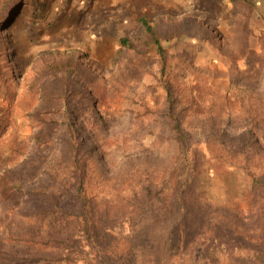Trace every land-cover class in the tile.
<instances>
[{"label": "rangeland", "instance_id": "1", "mask_svg": "<svg viewBox=\"0 0 264 264\" xmlns=\"http://www.w3.org/2000/svg\"><path fill=\"white\" fill-rule=\"evenodd\" d=\"M0 264H264V0L0 2Z\"/></svg>", "mask_w": 264, "mask_h": 264}, {"label": "trees", "instance_id": "2", "mask_svg": "<svg viewBox=\"0 0 264 264\" xmlns=\"http://www.w3.org/2000/svg\"><path fill=\"white\" fill-rule=\"evenodd\" d=\"M2 1H5V0H0V2H2ZM140 22L145 27L146 31L153 37L154 43H155L159 53H161V55L163 56V46H162L158 36L156 35L154 30L152 29V27L149 25L147 20L144 18H142L140 20ZM121 45L124 47L129 46L128 40L126 38H122L121 39ZM10 54H11V52H10ZM172 129H173V132L175 134L176 140L179 142L180 145H183V143L185 142V135H184V132L182 130L181 124L178 122L177 119H174V124L172 126ZM81 217L83 218L84 226L87 229L86 233H87L88 237L93 238V234L91 232V229H89L88 221L86 219V214L83 213L81 215Z\"/></svg>", "mask_w": 264, "mask_h": 264}, {"label": "bare ground", "instance_id": "3", "mask_svg": "<svg viewBox=\"0 0 264 264\" xmlns=\"http://www.w3.org/2000/svg\"><path fill=\"white\" fill-rule=\"evenodd\" d=\"M7 54H10V50L7 51Z\"/></svg>", "mask_w": 264, "mask_h": 264}]
</instances>
